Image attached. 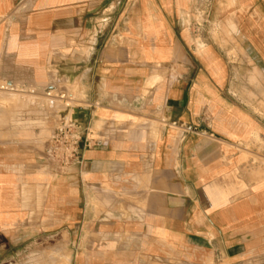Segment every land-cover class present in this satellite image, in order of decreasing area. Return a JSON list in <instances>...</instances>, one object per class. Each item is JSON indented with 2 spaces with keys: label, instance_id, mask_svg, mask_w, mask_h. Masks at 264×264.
<instances>
[{
  "label": "crops",
  "instance_id": "1",
  "mask_svg": "<svg viewBox=\"0 0 264 264\" xmlns=\"http://www.w3.org/2000/svg\"><path fill=\"white\" fill-rule=\"evenodd\" d=\"M0 82L68 87L93 143L58 172L59 121L0 94V261L264 264V0H0Z\"/></svg>",
  "mask_w": 264,
  "mask_h": 264
},
{
  "label": "built area",
  "instance_id": "2",
  "mask_svg": "<svg viewBox=\"0 0 264 264\" xmlns=\"http://www.w3.org/2000/svg\"><path fill=\"white\" fill-rule=\"evenodd\" d=\"M0 94L20 98L40 110L51 112L59 121L47 149L48 161L58 172L67 173L82 166L85 153L92 148L93 143L89 139L88 128L72 119L70 114L76 108L91 105L77 99L68 87L58 82L42 88L0 82ZM170 126L179 130L183 138L193 134L204 135L196 126L179 122H173Z\"/></svg>",
  "mask_w": 264,
  "mask_h": 264
},
{
  "label": "rangeland",
  "instance_id": "3",
  "mask_svg": "<svg viewBox=\"0 0 264 264\" xmlns=\"http://www.w3.org/2000/svg\"><path fill=\"white\" fill-rule=\"evenodd\" d=\"M3 100L2 105L8 106L6 99ZM66 247L55 245L53 241L30 244L20 248L13 258L0 261V264H69V257L65 254Z\"/></svg>",
  "mask_w": 264,
  "mask_h": 264
}]
</instances>
